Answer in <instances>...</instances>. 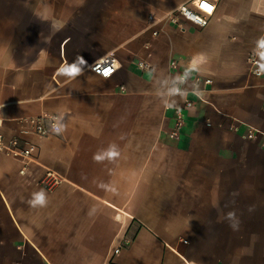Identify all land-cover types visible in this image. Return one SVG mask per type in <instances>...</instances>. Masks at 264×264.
Masks as SVG:
<instances>
[{
	"label": "crops",
	"instance_id": "1",
	"mask_svg": "<svg viewBox=\"0 0 264 264\" xmlns=\"http://www.w3.org/2000/svg\"><path fill=\"white\" fill-rule=\"evenodd\" d=\"M183 1L0 0V134L36 148L0 152V264H264V149L244 136L264 132L247 61L264 0H216L203 28L149 20ZM109 55L104 78L91 65ZM180 73L212 84L173 138ZM41 115L64 130L36 134Z\"/></svg>",
	"mask_w": 264,
	"mask_h": 264
},
{
	"label": "built area",
	"instance_id": "2",
	"mask_svg": "<svg viewBox=\"0 0 264 264\" xmlns=\"http://www.w3.org/2000/svg\"><path fill=\"white\" fill-rule=\"evenodd\" d=\"M207 3L211 7V12L206 10L203 5ZM216 0H185L180 3L175 9L168 12L163 17L156 19L153 15H149V20L152 22H160L166 19L171 23L181 27L183 22L190 23L193 26L203 28L207 26L210 18L215 12ZM152 36L158 35V30H152ZM261 41H264V36L256 43V45L250 50L247 61L249 64L250 71L255 76H261L264 74V67L261 64V55L264 54V47H261ZM172 69L176 68V62L172 60L170 62ZM140 69L151 68L145 62L141 61L138 63ZM91 69L94 73L100 75L101 77H110L114 74L117 69V61L113 55H109L103 59L95 61L91 65ZM189 82L190 88L186 90L184 85ZM212 84L211 78H205L200 76H194L189 78L186 74L180 73L176 76L173 81V94H187L190 98L185 97L184 100L173 107L174 123L173 128L170 132L173 138H177L179 129L183 126L185 121V112L191 109L195 102H207L203 93L207 86ZM173 90H178L174 92ZM55 116L41 115L37 117L30 118V123L32 124L33 130L36 134L41 136L49 135L52 131V124L56 122ZM47 122V124H46ZM245 138L250 140L261 139V147L264 149V132L255 129L253 127H248ZM0 152L7 156L20 159L25 163L32 161L36 152V148L33 145L22 146L20 140L17 138L5 139L0 134ZM24 169H21L23 173ZM46 177V187L51 188L58 182V178L47 171ZM129 243L128 239H123V242L113 249V254H117L122 246Z\"/></svg>",
	"mask_w": 264,
	"mask_h": 264
},
{
	"label": "clouds",
	"instance_id": "3",
	"mask_svg": "<svg viewBox=\"0 0 264 264\" xmlns=\"http://www.w3.org/2000/svg\"><path fill=\"white\" fill-rule=\"evenodd\" d=\"M264 41H261V43ZM174 92H178V90H173ZM64 130V125L57 120L55 123L52 124V131L55 133H60ZM115 154L116 153L114 151L110 152V154ZM29 205L32 208H37V207H46L48 200L46 198V195L43 191L39 192V193H34L32 199H30L28 201ZM231 223L230 226L233 228L238 227V223L235 221V213L234 212H229L227 213V217H226Z\"/></svg>",
	"mask_w": 264,
	"mask_h": 264
},
{
	"label": "snow or ice",
	"instance_id": "4",
	"mask_svg": "<svg viewBox=\"0 0 264 264\" xmlns=\"http://www.w3.org/2000/svg\"><path fill=\"white\" fill-rule=\"evenodd\" d=\"M203 7L206 9V10H208L209 12H211V7L207 4V3H205L204 5H203ZM261 47H264V42H262L261 43ZM68 71H70L71 73H75L76 71H78V69L77 68H75V67H73V68H71L70 70H68ZM110 155H115L114 153L113 154H110Z\"/></svg>",
	"mask_w": 264,
	"mask_h": 264
}]
</instances>
